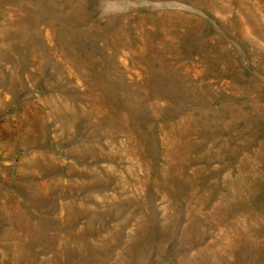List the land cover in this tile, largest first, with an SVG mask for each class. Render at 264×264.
Segmentation results:
<instances>
[{"label": "rangeland", "instance_id": "1", "mask_svg": "<svg viewBox=\"0 0 264 264\" xmlns=\"http://www.w3.org/2000/svg\"><path fill=\"white\" fill-rule=\"evenodd\" d=\"M0 264H264V0H0Z\"/></svg>", "mask_w": 264, "mask_h": 264}]
</instances>
